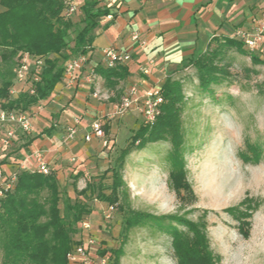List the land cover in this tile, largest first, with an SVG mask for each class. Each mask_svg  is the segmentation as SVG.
<instances>
[{
	"label": "rangeland",
	"instance_id": "374dc122",
	"mask_svg": "<svg viewBox=\"0 0 264 264\" xmlns=\"http://www.w3.org/2000/svg\"><path fill=\"white\" fill-rule=\"evenodd\" d=\"M250 55L261 63L253 64ZM223 65H228L229 78L211 86L209 92L199 90L193 68L176 74L185 98L181 114L183 156L192 196L179 201L167 186L169 167L164 158L169 144H148L124 158L121 174L127 197L118 202L121 210L115 204L111 218L103 219L107 203L97 195H109L111 171L118 169L122 150L143 124L132 111L124 118L106 121L108 145L101 149L106 155L104 168L96 172L90 169L87 176L79 174L76 193L68 179L58 182L60 195L84 204L97 215L87 218L90 229L81 234L83 242L94 241L91 259L104 249L120 247L118 264H176L167 235L149 227L123 230L125 219L134 211L156 217L177 214L202 224L216 264H264V54L258 49L244 55L229 51ZM120 100L119 96L111 102L108 98L106 108ZM37 113L36 107L29 111L31 124ZM41 113L47 120L36 119L35 132L50 129L56 118H47L48 109ZM113 121L118 125L114 134L109 132ZM5 134L0 127V140ZM31 134L17 133L7 144L0 143V166L14 167L17 160L26 158V141ZM86 186L84 194H77Z\"/></svg>",
	"mask_w": 264,
	"mask_h": 264
},
{
	"label": "trees",
	"instance_id": "16d2710c",
	"mask_svg": "<svg viewBox=\"0 0 264 264\" xmlns=\"http://www.w3.org/2000/svg\"><path fill=\"white\" fill-rule=\"evenodd\" d=\"M68 5V0H0V110L29 113L46 101L64 78L65 62L89 51L93 32L108 11L98 7L94 0H84L80 20L73 23L71 16H66ZM243 47L242 41L224 39L214 50L190 58L183 68L191 66L199 90L209 92L211 86L220 85L230 76L228 65H223L227 53L234 49L244 55L249 51ZM24 58L29 62L34 58L41 60L38 81L32 82L35 70L31 67L23 91L14 97L9 91L19 86L14 81L13 71ZM249 58L253 64L261 63V59L253 55ZM95 71L110 86L128 76L123 64ZM28 89H33L34 93L30 95ZM159 91L163 103L158 117L152 125L143 123L133 133L129 146L120 154L118 169L111 171L109 195L101 192L97 195L107 206L116 204L121 210L118 202L127 197L121 174L124 158L134 150L145 149L148 144L162 142L170 146L164 158L169 167L168 188L179 201L192 196L183 156L181 114L185 98L182 81L168 77ZM49 130L43 133L48 134ZM79 174L71 179L74 193ZM87 188L77 194H84ZM91 212L84 204L60 195L58 181L51 171L49 175L18 171L13 190L0 199V264H70L67 255L81 244L80 223L87 220ZM142 227L169 237L176 264H216L202 224L177 214L156 217L130 211L123 230ZM242 234L247 236L246 232ZM120 255V247L104 249L94 260L105 259L106 264H118Z\"/></svg>",
	"mask_w": 264,
	"mask_h": 264
},
{
	"label": "crops",
	"instance_id": "0c3cea01",
	"mask_svg": "<svg viewBox=\"0 0 264 264\" xmlns=\"http://www.w3.org/2000/svg\"><path fill=\"white\" fill-rule=\"evenodd\" d=\"M94 1L108 14L99 20L93 32L86 65L76 73L71 83L63 78L50 97L39 104L32 122V134L26 141V158L17 160L14 167L1 165V172L9 174L21 164L27 171L35 170L32 153L37 150L43 153L49 170L58 182L65 179L72 182L69 178L77 173L87 176L90 169L96 172L97 168L103 167L106 155L101 151V141L92 136L89 126L93 120L104 118L115 105L110 103L111 106L106 108L108 98L110 102L116 96L121 99L133 85L144 92L160 88L168 77L180 80L176 74L192 68H183L190 58L214 50L224 39L240 41L241 34L252 33L264 23V0ZM68 2L76 8L71 16L72 22L78 23L84 0ZM133 33H137L138 41L131 40ZM107 49L130 56L129 61L123 64L128 69V76L113 86L95 71L97 68L104 69L102 52ZM257 49L264 54V31ZM91 71L93 79L89 83L86 79ZM93 94L97 95L96 98ZM46 109L49 110L47 118L56 116L51 122L53 126L48 134L43 133L46 129L35 132L34 121L47 120L41 113ZM132 112L139 115L136 111ZM74 119H79L80 123L75 137L68 140L67 129ZM117 129L118 125L113 121L109 132L114 134ZM88 134L91 140L86 142L84 136ZM96 216L91 212L88 218Z\"/></svg>",
	"mask_w": 264,
	"mask_h": 264
},
{
	"label": "built area",
	"instance_id": "2783aa9c",
	"mask_svg": "<svg viewBox=\"0 0 264 264\" xmlns=\"http://www.w3.org/2000/svg\"><path fill=\"white\" fill-rule=\"evenodd\" d=\"M76 12L74 5H68L66 10V16L70 17ZM264 31V23L260 24L252 33L241 34L240 41L243 42L244 46L249 52H254L257 50L258 44L261 42L262 34ZM132 41H138L137 33L131 35ZM102 57L104 60V68H112L119 64H124L129 61L130 56L127 53L120 52L114 49H107L102 52ZM87 53L79 54L75 57L68 59L64 64L63 77L69 83H71L78 71H80L87 63ZM32 61V62H31ZM30 62L27 58H24L22 62L16 66L14 69V81L19 86L17 89L13 87L9 91V95L16 96L20 90L23 91L25 86V81L27 75L34 68V73L32 74V82L38 81L37 70L41 65V60L38 58L32 59ZM93 72L91 71L89 77H87V82H91L93 79ZM30 95L34 93L33 89H28ZM96 94L93 97L96 98ZM163 103L162 97L160 95L159 87L147 89L144 92H140L136 85L131 86L124 95H122L121 100L118 104L111 107L110 111L105 114L102 119H95L90 123V130L92 136L98 138L102 147L108 145L105 139L104 125L106 121L112 120L116 117H121L129 111H136L142 122L146 125H152L160 112V106ZM37 109L38 106L36 107ZM80 123L79 119H74L71 126L67 129V139L72 140L77 132V127ZM0 127L5 129V138L0 140L1 144H7L8 140L14 139L17 133L28 134L32 132V124L30 114L21 111H3L0 110ZM84 140L89 142L91 140V135L84 136ZM32 159L36 164V169L33 170L42 175H49L50 170L44 160L43 153L41 151H35L32 153ZM18 171H27L23 164L18 165V167L5 174L0 171V199L4 198L7 193L13 190ZM32 172V171H31ZM115 210L114 205H108L103 211V219L109 220L112 213ZM91 223L88 220H83L80 223V230L82 233H87L90 229ZM94 243L92 239H87L85 242L81 240V244H77L72 251L67 255V260L70 264H106L105 259L94 260L90 258L89 251L91 245Z\"/></svg>",
	"mask_w": 264,
	"mask_h": 264
}]
</instances>
